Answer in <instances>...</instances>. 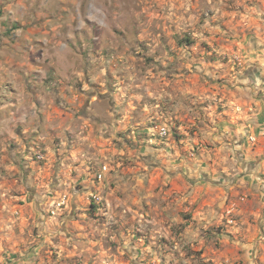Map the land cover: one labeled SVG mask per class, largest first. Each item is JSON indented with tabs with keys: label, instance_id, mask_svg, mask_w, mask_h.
<instances>
[{
	"label": "rangeland",
	"instance_id": "374dc122",
	"mask_svg": "<svg viewBox=\"0 0 264 264\" xmlns=\"http://www.w3.org/2000/svg\"><path fill=\"white\" fill-rule=\"evenodd\" d=\"M249 94L264 0H0V264H264Z\"/></svg>",
	"mask_w": 264,
	"mask_h": 264
},
{
	"label": "crops",
	"instance_id": "0c3cea01",
	"mask_svg": "<svg viewBox=\"0 0 264 264\" xmlns=\"http://www.w3.org/2000/svg\"><path fill=\"white\" fill-rule=\"evenodd\" d=\"M231 103H224V105L228 108L227 112L232 123H235L233 132L237 137L234 139V143L236 141L239 143L244 138L239 144L245 146L246 142L259 139L260 134H264V102L260 103L252 94L251 96L249 94L243 102L232 101ZM230 130L231 127L226 131ZM260 140L264 144V137H261Z\"/></svg>",
	"mask_w": 264,
	"mask_h": 264
},
{
	"label": "built area",
	"instance_id": "2783aa9c",
	"mask_svg": "<svg viewBox=\"0 0 264 264\" xmlns=\"http://www.w3.org/2000/svg\"><path fill=\"white\" fill-rule=\"evenodd\" d=\"M158 135L160 136V138H166L167 137V130L165 127H161L158 130Z\"/></svg>",
	"mask_w": 264,
	"mask_h": 264
}]
</instances>
